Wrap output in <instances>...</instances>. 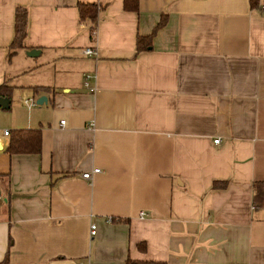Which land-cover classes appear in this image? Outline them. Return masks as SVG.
<instances>
[{
	"label": "crops",
	"instance_id": "1",
	"mask_svg": "<svg viewBox=\"0 0 264 264\" xmlns=\"http://www.w3.org/2000/svg\"><path fill=\"white\" fill-rule=\"evenodd\" d=\"M96 1L90 25L77 0H0V264H264V0ZM24 127L40 151L9 153Z\"/></svg>",
	"mask_w": 264,
	"mask_h": 264
},
{
	"label": "trees",
	"instance_id": "2",
	"mask_svg": "<svg viewBox=\"0 0 264 264\" xmlns=\"http://www.w3.org/2000/svg\"><path fill=\"white\" fill-rule=\"evenodd\" d=\"M138 0H123L124 8H137ZM252 5L257 4V0H250ZM78 14L80 21L95 25L98 19L100 6L96 0H77ZM28 10L25 6H16L14 11V34L9 44V54L12 55L17 48L23 46V38L27 32ZM163 23V18L157 23L150 34L136 36L137 51L146 49L151 44V37L156 29ZM15 85L9 80H4L0 83V96L11 98ZM34 89H44L43 85L32 86ZM41 149V130L40 128L24 127L13 128L9 131L8 143L6 150L9 153H38ZM4 174H0L2 177ZM225 181L215 180L213 186H223ZM264 182H257L254 186V200L264 202ZM138 246L143 247L144 243H138ZM125 264H155L153 261H138L126 259Z\"/></svg>",
	"mask_w": 264,
	"mask_h": 264
},
{
	"label": "built area",
	"instance_id": "3",
	"mask_svg": "<svg viewBox=\"0 0 264 264\" xmlns=\"http://www.w3.org/2000/svg\"><path fill=\"white\" fill-rule=\"evenodd\" d=\"M83 52L84 54H87V55H96L97 54V51L93 48V47H90V46H87L83 49ZM96 78V75L95 73H86L84 74V85L85 87H87L89 90L91 91H94L95 90V84H91L90 83V80H95ZM36 98L35 97H28L27 99H25V102L28 104V105H31V104H35L36 103ZM64 123V120L62 119L60 121V124H63ZM9 133V131L7 129H4L3 130V134L4 135H7ZM215 141H218V139H215ZM99 171V167H94L91 171L90 170H85V171H82L80 174L83 178L85 179H88V180H91L92 177H93V174L94 173H97ZM146 215V211L144 210H141L139 212V216L140 217H143ZM96 232V226L94 223L91 224L90 226V233L93 235L95 234ZM78 264H89V261H84V260H80L78 262Z\"/></svg>",
	"mask_w": 264,
	"mask_h": 264
},
{
	"label": "water",
	"instance_id": "4",
	"mask_svg": "<svg viewBox=\"0 0 264 264\" xmlns=\"http://www.w3.org/2000/svg\"><path fill=\"white\" fill-rule=\"evenodd\" d=\"M39 53V49L37 48H31L27 51L28 55H37ZM46 99L45 95H40L39 97L36 98V102L37 103H42L44 100ZM9 103H10V98L8 97H3L0 96V108H7L9 107ZM0 147H1V143H0ZM0 201H1V197H0Z\"/></svg>",
	"mask_w": 264,
	"mask_h": 264
},
{
	"label": "rangeland",
	"instance_id": "5",
	"mask_svg": "<svg viewBox=\"0 0 264 264\" xmlns=\"http://www.w3.org/2000/svg\"><path fill=\"white\" fill-rule=\"evenodd\" d=\"M36 59L38 60L39 58L37 57Z\"/></svg>",
	"mask_w": 264,
	"mask_h": 264
}]
</instances>
